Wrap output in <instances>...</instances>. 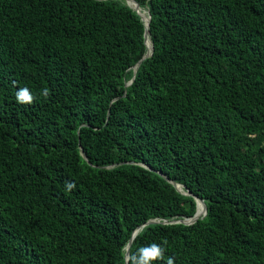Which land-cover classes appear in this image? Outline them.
<instances>
[{
  "label": "trees",
  "instance_id": "16d2710c",
  "mask_svg": "<svg viewBox=\"0 0 264 264\" xmlns=\"http://www.w3.org/2000/svg\"><path fill=\"white\" fill-rule=\"evenodd\" d=\"M136 1L0 0V264H264V0Z\"/></svg>",
  "mask_w": 264,
  "mask_h": 264
},
{
  "label": "clouds",
  "instance_id": "9594fccd",
  "mask_svg": "<svg viewBox=\"0 0 264 264\" xmlns=\"http://www.w3.org/2000/svg\"><path fill=\"white\" fill-rule=\"evenodd\" d=\"M148 51V50H147ZM50 94L49 89L45 88L41 91V95L47 97ZM16 99L19 103L22 104H31L34 100V95L28 88H20L16 92ZM71 187V186H70ZM167 242H163L162 244H157L155 242L140 247L136 253L132 254L130 258V264H154L155 261L164 260L165 255V247L164 244ZM165 264H174V261L171 257H169Z\"/></svg>",
  "mask_w": 264,
  "mask_h": 264
},
{
  "label": "water",
  "instance_id": "95a60500",
  "mask_svg": "<svg viewBox=\"0 0 264 264\" xmlns=\"http://www.w3.org/2000/svg\"><path fill=\"white\" fill-rule=\"evenodd\" d=\"M130 1H132L134 3V5L131 4ZM126 3L129 6H131L133 9H135L141 15V13L138 10L139 4H138V2L136 0H126ZM146 11H147V14H148V21L147 22H144L143 21L144 24H145V33H144L145 42H146V39L148 37V27H149V19H150V13H149V10L147 8H146ZM141 17H142V15H141ZM142 20H143V17H142ZM152 50H153V46H152V43L150 41V51H147L145 53V56L148 55V54H150L152 52ZM139 62L140 61H138L137 64L135 65V67H134V73H135V70L137 69V66H138ZM133 76H134V74H133ZM132 80H133V77L131 78V81ZM81 151H82L83 156L86 157L84 151L83 150H81ZM163 176H165V175H163ZM170 181L176 186L177 189H179V190L182 189V185L181 184L175 182L174 180H170ZM195 198H196V203H197L196 204L197 208H196L195 213L192 216L185 217V218L173 219L172 221H179V222H184V223H190V222L195 221L199 216L204 215L206 213V204H205V202L200 197L195 196ZM154 221H157V220L154 219V218H151V219H148L146 222H154ZM164 222H167V221H164ZM137 229L138 228H136L134 230L133 235L136 233ZM133 235H132V237H133ZM132 237H131V239H132ZM131 239L129 240V242L127 244V249H126V253H125V256H126V263L125 264H127V261H128L129 245H130Z\"/></svg>",
  "mask_w": 264,
  "mask_h": 264
},
{
  "label": "bare ground",
  "instance_id": "6f19581e",
  "mask_svg": "<svg viewBox=\"0 0 264 264\" xmlns=\"http://www.w3.org/2000/svg\"><path fill=\"white\" fill-rule=\"evenodd\" d=\"M130 2H131V4L134 5V3L132 1H130ZM138 10H139V12L141 13V15L143 17L144 22H147L148 21V14H147L146 9H145V12L144 13H143L142 10H140V7H138ZM147 39L149 40V48H148V51H150V39H149V37H147Z\"/></svg>",
  "mask_w": 264,
  "mask_h": 264
},
{
  "label": "rangeland",
  "instance_id": "374dc122",
  "mask_svg": "<svg viewBox=\"0 0 264 264\" xmlns=\"http://www.w3.org/2000/svg\"><path fill=\"white\" fill-rule=\"evenodd\" d=\"M145 11H143V13H144Z\"/></svg>",
  "mask_w": 264,
  "mask_h": 264
}]
</instances>
